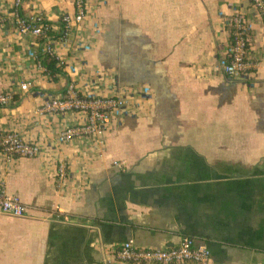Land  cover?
<instances>
[{
	"label": "crops",
	"instance_id": "0c3cea01",
	"mask_svg": "<svg viewBox=\"0 0 264 264\" xmlns=\"http://www.w3.org/2000/svg\"><path fill=\"white\" fill-rule=\"evenodd\" d=\"M86 1L82 22L74 0L21 7L55 36L63 16L72 18L67 43L52 37L51 75L39 66L45 39L19 33L11 0H0V90L15 92L0 107V134L42 146L13 162L0 150V189L28 206L24 216L0 212V264H131L110 251L129 240L174 246L184 236L206 244L213 264H264V26L250 0ZM238 10L252 22L257 64L242 78L224 71L227 19ZM70 82L82 94L131 100L103 145L88 136L60 144L59 131L84 118L41 110Z\"/></svg>",
	"mask_w": 264,
	"mask_h": 264
},
{
	"label": "built area",
	"instance_id": "2783aa9c",
	"mask_svg": "<svg viewBox=\"0 0 264 264\" xmlns=\"http://www.w3.org/2000/svg\"><path fill=\"white\" fill-rule=\"evenodd\" d=\"M13 5V22L16 30L21 34H33L45 39V51L56 57L57 54L52 46L53 25L42 16L27 18L21 14V7L25 0H11ZM74 20L82 22L87 17V1L74 0ZM253 15L262 21L264 26V0H250ZM71 17L63 16L65 23V34L58 40L67 43ZM4 22L3 14H0V25ZM229 28L230 44L224 71L229 76L244 77L253 74L256 63L251 58V41L253 25L247 14L236 11L227 19ZM32 56L36 52H31ZM35 57L38 58V55ZM39 60V66L42 62ZM55 74L54 70H48ZM31 82L21 83L22 90H28ZM148 91V88H146ZM15 100V92L0 90V107L10 105ZM133 104L123 94L97 95L94 93L82 94L78 91L76 84L70 82L65 91L49 98L43 105V111H54L62 114L77 112L83 118V124L62 128L58 133L60 144L69 143L74 137L88 136L92 138L96 146L105 142L108 132L113 127L115 115L127 114ZM0 150L8 162H13L16 157L38 156L42 152V146L38 142L25 140L17 132L0 134ZM118 167H124L123 161H115ZM56 175L61 185L67 177V164L57 165ZM28 206L16 194H10L6 189H0V212L13 216H24ZM113 258L131 264H213L212 254L204 243H197L195 238L184 236L179 244L163 248H141L132 240L125 241L110 251Z\"/></svg>",
	"mask_w": 264,
	"mask_h": 264
},
{
	"label": "trees",
	"instance_id": "16d2710c",
	"mask_svg": "<svg viewBox=\"0 0 264 264\" xmlns=\"http://www.w3.org/2000/svg\"><path fill=\"white\" fill-rule=\"evenodd\" d=\"M65 28H66L65 27V23L62 20V27H61V30H60L59 34L57 36H55L53 34V32H52L51 33L52 34V37L54 39H59L60 37L64 36V34H65ZM39 59L46 66V68L48 70H54V71L56 70L55 68H56V62H57V60H56V58L54 56L50 55L48 52H42V53H40Z\"/></svg>",
	"mask_w": 264,
	"mask_h": 264
}]
</instances>
